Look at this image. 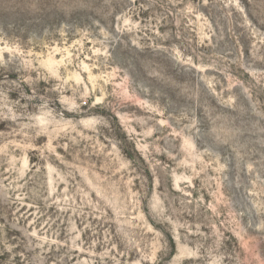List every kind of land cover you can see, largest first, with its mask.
I'll use <instances>...</instances> for the list:
<instances>
[{
	"label": "rangeland",
	"instance_id": "1",
	"mask_svg": "<svg viewBox=\"0 0 264 264\" xmlns=\"http://www.w3.org/2000/svg\"><path fill=\"white\" fill-rule=\"evenodd\" d=\"M0 264H264V0H0Z\"/></svg>",
	"mask_w": 264,
	"mask_h": 264
}]
</instances>
